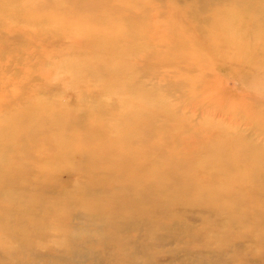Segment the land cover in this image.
<instances>
[{
    "label": "rangeland",
    "instance_id": "374dc122",
    "mask_svg": "<svg viewBox=\"0 0 264 264\" xmlns=\"http://www.w3.org/2000/svg\"><path fill=\"white\" fill-rule=\"evenodd\" d=\"M13 195L0 264H264V0H0Z\"/></svg>",
    "mask_w": 264,
    "mask_h": 264
},
{
    "label": "bare ground",
    "instance_id": "6f19581e",
    "mask_svg": "<svg viewBox=\"0 0 264 264\" xmlns=\"http://www.w3.org/2000/svg\"><path fill=\"white\" fill-rule=\"evenodd\" d=\"M212 2V1H211ZM63 4V3H62ZM121 66V65H120ZM121 70H123L124 72H127V70L129 71L130 69H126L125 68V66H123V68H121ZM107 73V72H106ZM115 73V72H114ZM113 72L112 73H110V75H111V77H113V74H114ZM129 83H130V81H126L125 83H124V85H125V87H122V89H126L125 90V92H127V90H130L129 89ZM115 86V85H114ZM131 114H132V111H131ZM153 133V132H152ZM248 154V153H247ZM248 156V155H247ZM248 166V165H247ZM244 170V169H243ZM208 177V176H207ZM210 177V176H209ZM211 180H213V179H211ZM235 181V180H234ZM166 182V181H165ZM13 191L16 193V194H18V196L20 195V193L18 192V190L16 189H13ZM214 195V194H213ZM21 197V196H20ZM13 199H15V195H13L12 197H9L8 199H7V197H5L4 199H1L0 200V211L5 207V206H7ZM261 204V203H260ZM259 205V204H258ZM17 210H20L21 211V209L20 208H17Z\"/></svg>",
    "mask_w": 264,
    "mask_h": 264
}]
</instances>
